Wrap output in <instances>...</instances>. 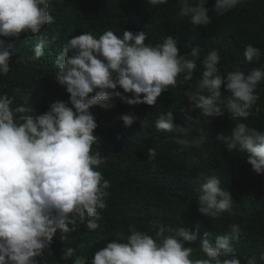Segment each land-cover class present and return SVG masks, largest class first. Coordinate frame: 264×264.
I'll list each match as a JSON object with an SVG mask.
<instances>
[{"label":"clouds","instance_id":"1","mask_svg":"<svg viewBox=\"0 0 264 264\" xmlns=\"http://www.w3.org/2000/svg\"><path fill=\"white\" fill-rule=\"evenodd\" d=\"M147 2L158 6L168 0ZM49 3L50 0H0V76L11 71L9 62L14 51L10 41L22 34L39 35L54 22ZM206 3L207 0H196L193 6V0H178L180 15L189 17L194 26L206 27L212 22ZM239 3L240 0H216L213 11L222 16ZM147 38L146 32L133 34L127 30L122 38L111 30L99 38L91 33L70 38L55 60V79L70 99L55 101L46 113L39 114L30 106V95H23V106L15 109L12 98L0 95V264H38V258L50 248L58 232L67 239L65 234L75 231L78 222H86L90 230L99 227L97 221L101 219L100 211L107 207L110 193L106 190L110 184L97 170L107 158L92 152L99 141L94 135L98 125L91 109L100 106L109 110L117 97L129 106H155L162 93L176 86L182 73L185 81L192 80L200 58L198 48L181 55L172 36L156 46L146 44ZM45 43L41 39L34 48L35 59L45 55ZM189 55L194 59H188ZM244 56L252 62L260 58L261 50L248 44ZM219 62L217 50L204 57L201 78L193 90L185 93L188 107L181 109L184 124L174 123L173 112L168 111L156 120L157 130L175 132L183 137L177 139L178 144L200 148L206 133L199 127L200 119L190 115L193 110L207 118L222 117L227 112L233 120L247 119L259 99L256 89L264 81V68L247 74L237 69L221 75ZM117 89L131 94L130 98ZM120 119L126 127L137 121L134 113L123 114ZM215 138L230 152L238 146L246 151L247 163L256 173L264 174V132L240 122L230 135L217 134ZM148 156L154 160L156 149H150ZM232 200L218 177L204 178L198 195V210L204 217L216 218L229 211ZM229 228V233L217 236L214 243L205 234L198 246L207 258L193 259V248L185 245L197 243L198 232L157 226L154 235H149L130 226L126 241L121 242L123 234H118L121 239L96 251L90 264H241L232 255L231 241L240 238L242 228L238 224ZM166 231L172 234L165 235ZM75 251L66 247L62 259L69 260ZM260 260L264 261V253ZM73 264L88 261L80 256ZM247 264L257 261L252 258Z\"/></svg>","mask_w":264,"mask_h":264},{"label":"trees","instance_id":"2","mask_svg":"<svg viewBox=\"0 0 264 264\" xmlns=\"http://www.w3.org/2000/svg\"><path fill=\"white\" fill-rule=\"evenodd\" d=\"M215 3L216 0H207L205 6L212 22L204 27L194 26L189 17L180 15L178 0L158 6H151L147 0H50L49 13L54 22L39 35L22 34L10 41L14 55L9 62L11 71L0 76V95L13 99V109L23 106V95H30V106L39 114L46 113L57 100L69 101L70 95L55 79V60L67 41L82 33L99 38L111 30L122 38L124 30L133 34L143 31L148 36L146 44L156 46L172 36L181 55L190 54L193 48L200 50L192 80L185 81L182 73L176 86L162 93L155 106H129L117 97L109 110L100 106L91 109L98 125L94 135L99 141L92 152L107 158L97 169L110 184L106 190L110 193L107 207L100 211L96 230L88 229L86 222H78L75 231L65 234L67 239H62L58 232L50 248L38 258V264H73L80 256L90 264L96 251L121 239L118 234H123L121 242L126 241L130 226L149 235H154L157 226L166 230L185 227L198 232L197 243L185 246L193 248V259L207 258L198 246L205 234L214 243L217 236L229 233L232 224L242 228L240 238L231 241L232 255L241 264L252 258L257 264H264L260 260L264 253V174L256 173L247 163L246 151L238 146L230 152L215 138L217 134L230 135L240 122L264 132V81L257 86L259 99L247 119L233 120L227 112L218 118L203 117L199 110L190 112L194 119H200L199 127L206 133L200 148L178 144L177 139L183 137L155 128L159 116L168 111L173 112L174 123L184 124L181 109L188 107L185 93L193 90L201 78L205 70L202 61L210 51L219 52L217 67L221 75L237 69L247 74L264 68V0H240L222 16L215 15ZM41 39L46 41L45 55L35 59L34 48ZM248 44L261 50L259 59L246 60L244 51ZM187 58L194 59L190 55ZM117 90L130 98L131 94ZM222 93L228 95L224 88ZM129 113H134L137 121L126 127L120 117ZM152 148L156 149V157L149 160ZM210 176L218 177L222 188L233 198L231 209L216 218L204 217L198 210L200 186ZM66 247L76 250L67 261L62 259Z\"/></svg>","mask_w":264,"mask_h":264}]
</instances>
